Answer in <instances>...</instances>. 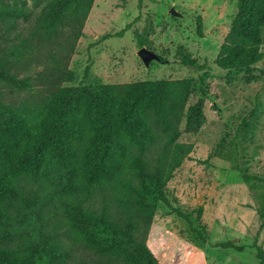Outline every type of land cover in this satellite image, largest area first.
Here are the masks:
<instances>
[{"label":"trees","instance_id":"trees-1","mask_svg":"<svg viewBox=\"0 0 264 264\" xmlns=\"http://www.w3.org/2000/svg\"><path fill=\"white\" fill-rule=\"evenodd\" d=\"M93 4L47 0L32 9L0 0V264H162L148 241L157 204L189 221L172 207L166 188L193 149L178 137L204 120L202 98L187 107L194 79L56 84L35 102L6 95L34 89L28 73L34 65L60 70ZM131 27L102 40L121 38ZM197 27L201 34L200 17ZM263 46L264 0H237L215 65L257 81ZM175 59L194 73L209 71L183 46ZM240 173L250 188L262 189L256 214L263 230L264 177ZM253 246L264 264V250Z\"/></svg>","mask_w":264,"mask_h":264},{"label":"rangeland","instance_id":"rangeland-1","mask_svg":"<svg viewBox=\"0 0 264 264\" xmlns=\"http://www.w3.org/2000/svg\"><path fill=\"white\" fill-rule=\"evenodd\" d=\"M8 1L40 9L47 0ZM236 4L237 0H94L83 35L60 70L41 62L28 71L35 84L32 91L6 92L11 102H35L56 84L195 80L187 107L202 98L204 120L197 131H183L178 137L193 149L166 188L172 207L189 221L159 202L148 233L162 264H258L254 243L264 250V229L259 230L256 214L262 189L250 188L240 173L264 177V59L258 64L260 79L252 82H246L243 73L225 72L214 63ZM127 24L132 27L123 37L102 40ZM136 31L143 36L136 38ZM179 46L205 64L208 73L181 66L175 59ZM141 48L160 59L144 63L138 54ZM245 123L250 125L245 128ZM224 242L245 248L237 252L217 247Z\"/></svg>","mask_w":264,"mask_h":264},{"label":"water","instance_id":"water-1","mask_svg":"<svg viewBox=\"0 0 264 264\" xmlns=\"http://www.w3.org/2000/svg\"><path fill=\"white\" fill-rule=\"evenodd\" d=\"M172 13H174L173 10H172ZM138 54L144 63H149L151 60H154V59H158V60L160 59L156 53H154V52H152L146 48H141L139 50Z\"/></svg>","mask_w":264,"mask_h":264}]
</instances>
